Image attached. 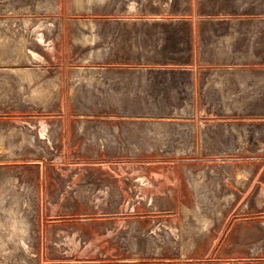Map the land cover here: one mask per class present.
<instances>
[{"label": "rangeland", "instance_id": "obj_1", "mask_svg": "<svg viewBox=\"0 0 264 264\" xmlns=\"http://www.w3.org/2000/svg\"><path fill=\"white\" fill-rule=\"evenodd\" d=\"M82 1L0 0V264H264V0ZM104 19L152 20L151 38L101 52L146 47L154 70H194L196 89L187 75L179 98L154 91L176 106L98 107ZM145 116L152 151L122 154L145 147L131 124ZM77 137L99 156H74ZM139 158L167 181L126 173L115 210L113 179L80 169Z\"/></svg>", "mask_w": 264, "mask_h": 264}, {"label": "crops", "instance_id": "obj_2", "mask_svg": "<svg viewBox=\"0 0 264 264\" xmlns=\"http://www.w3.org/2000/svg\"><path fill=\"white\" fill-rule=\"evenodd\" d=\"M194 21H184V20H162L158 24H161L162 27H174V28H184L186 26L190 28H195L196 25L193 24ZM233 21H230L229 27L231 28ZM227 25V24H226ZM197 27V26H196ZM153 21L147 19L140 20H100L97 22V43L98 48V67H97V106L100 108H152L163 107V106H176L175 103L164 102L160 100L157 103H153L154 93L157 92L158 96L161 98L169 97L166 93L174 91V95L179 98V92L182 91V86L185 85L187 75L188 83L192 85V89H196L197 79H195L194 70H185L181 67L173 68H157L154 70L152 66V54L147 53L146 47L144 52H131V51H119V52H101L100 45L106 43H120V44H129V43H138L144 42L147 38H151L153 34ZM177 34H181L178 30ZM230 42L233 41L232 36H226ZM124 48V47H122ZM125 49V48H124ZM108 60H113L112 63L106 62ZM118 61V62H115ZM186 86V85H185ZM155 91V92H154ZM114 98H119L117 102ZM177 100V99H176ZM147 111V110H146ZM135 119L131 121V124L139 125L135 127L134 137L135 140H143L145 147L138 148L136 147L131 152L122 153L132 156H147L148 152L152 151V148H148L151 144L152 137V122L145 116L144 118L134 117ZM147 119L149 121H147ZM104 123V122H102ZM101 124V122H100ZM140 129V130H139ZM101 137V131L99 132ZM81 136V135H80ZM104 134L102 133V137ZM81 137L71 140L69 148L75 150L74 156L86 157L88 159H94L99 156L97 149L89 145V139L82 138L78 147H73L77 145V141ZM61 148L62 145H61ZM69 150V149H68ZM63 154V149H62ZM73 155V153H71ZM110 156V154H107ZM101 156H106L102 154ZM104 161H106L104 159ZM152 161L143 160L141 158L135 159L129 164L126 162H119L113 160L111 162H86V160L80 162V169L87 171L91 174V178H88V182L104 183L105 181L100 179L101 175L108 177V179L114 181L116 186V194L109 198L108 202L113 205V210L116 209L114 206L117 204L119 199L124 197L121 195L122 191L120 188L124 187L127 183L124 180L126 177H123L126 173L133 175L135 177L140 176L147 179H152L156 183L167 181L168 176L164 174L162 167L157 166L159 171H156L155 174L150 172V168L153 166ZM169 168H178L176 165H167ZM74 171V169H71ZM175 171V170H174ZM177 171V170H176ZM110 174V175H107ZM128 178H131L130 176ZM124 179V180H123ZM131 179L129 180V182ZM99 202L100 199H98ZM89 202V201H88ZM89 209V208H88ZM113 216L118 215L117 211H112ZM139 214V213H138ZM134 216L137 213L132 214ZM141 215V213L139 214ZM135 252V251H134Z\"/></svg>", "mask_w": 264, "mask_h": 264}, {"label": "bare ground", "instance_id": "obj_3", "mask_svg": "<svg viewBox=\"0 0 264 264\" xmlns=\"http://www.w3.org/2000/svg\"><path fill=\"white\" fill-rule=\"evenodd\" d=\"M75 4L77 5V7L80 5V4H83V1L82 0H75ZM76 8V7H75ZM7 35V34H6ZM84 37V36H83ZM82 37H80V39H81ZM2 39H3V37H2ZM11 40L13 41V39L11 38ZM7 41V40H6ZM5 41V42H6ZM84 42H86V40H83ZM4 42V41H3ZM15 42H16V40H15ZM82 42V41H81ZM21 43H22V41H21ZM83 43V42H82ZM5 44H7V43H5ZM12 44V43H11ZM16 44H18V43H16ZM22 45V44H21ZM17 46V45H16ZM2 47V46H1ZM7 47V46H6ZM2 49V48H1ZM14 50V49H13ZM3 51H5V50H3ZM19 51V50H18ZM22 52H23V54L24 55H26L27 54V52H26V50L25 49H23L22 48V50H21ZM1 52V51H0ZM15 52H17V51H14V53ZM5 53V52H4ZM7 54V53H6ZM18 54V53H17ZM20 54H22V53H20ZM5 55V54H4ZM12 55H13V52H12ZM23 55H21V57H22ZM28 56L29 55H26L25 57V61H28ZM16 57V56H15ZM19 57V56H18ZM20 57V58H21ZM17 58V57H16ZM15 58V59H16ZM23 58V57H22ZM36 58V57H35ZM14 59V58H13ZM18 61V60H17ZM24 61V60H23ZM26 70V69H25ZM51 83H52V85L54 86V88L55 89H57L58 88V83L56 82V81H51ZM193 132V131H192ZM195 183V182H194ZM188 213V212H187ZM193 217H191V219H192ZM188 220V219H187ZM202 227V226H201ZM198 229H200V226H199V228ZM197 231V230H196Z\"/></svg>", "mask_w": 264, "mask_h": 264}, {"label": "built area", "instance_id": "obj_4", "mask_svg": "<svg viewBox=\"0 0 264 264\" xmlns=\"http://www.w3.org/2000/svg\"><path fill=\"white\" fill-rule=\"evenodd\" d=\"M51 143H52V141H50ZM140 183H144L143 185H146V182H144V180H140L139 181ZM143 197H141V199H142ZM147 206H151L152 205V199L151 198H145L144 197V201H143ZM126 204H130V201L129 200H127L126 201ZM70 235H72V234H70ZM70 235H63V236H61L60 238V240H59V242H62V240L64 241V240H66L67 239V241L66 242H68L70 239L71 240H74L75 239V237H73V236H70ZM67 244V243H66Z\"/></svg>", "mask_w": 264, "mask_h": 264}]
</instances>
